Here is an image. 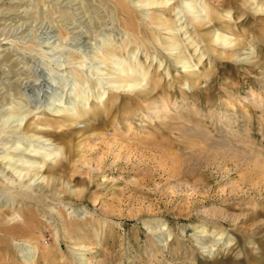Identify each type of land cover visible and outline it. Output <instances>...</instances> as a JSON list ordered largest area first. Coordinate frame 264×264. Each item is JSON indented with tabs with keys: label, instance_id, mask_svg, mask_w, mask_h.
<instances>
[{
	"label": "rangeland",
	"instance_id": "obj_1",
	"mask_svg": "<svg viewBox=\"0 0 264 264\" xmlns=\"http://www.w3.org/2000/svg\"><path fill=\"white\" fill-rule=\"evenodd\" d=\"M68 142L0 264H264V0H0V156Z\"/></svg>",
	"mask_w": 264,
	"mask_h": 264
},
{
	"label": "bare ground",
	"instance_id": "obj_2",
	"mask_svg": "<svg viewBox=\"0 0 264 264\" xmlns=\"http://www.w3.org/2000/svg\"><path fill=\"white\" fill-rule=\"evenodd\" d=\"M134 78L135 77H133V79ZM137 78H138V76H137ZM137 78H135V79H137ZM139 79H140V77H139ZM122 81L114 82L113 85H111V87H113L114 89H121V88L128 87V90H129V89H132V88H136L137 85H138L136 83L138 81H135L134 83L133 82L129 83L128 81H123V82ZM36 129H37V126H36V124L34 126V123L33 124L29 123L26 126V128L24 129V131H26L25 133L28 134L30 136V138L32 139L31 140L32 142H39V141L49 142L50 141V139H46L45 136L40 135L39 133H41V132L36 131ZM15 145H16V143H15ZM46 145H48V144H46ZM31 147H32L31 145H28V146H25V147L24 146H17L14 149L15 152L14 151L13 152H14L15 156L16 155H17V157L19 156L18 157L19 159H16L15 157L10 158L7 155H2V156H0V162L1 163L4 162L5 163L4 165L12 167L13 165H15L16 163L21 161L20 162L21 164L19 166H15V168H14V169H17V168L21 167L20 171L18 172L19 175H20L21 171L24 170V171H26V174H28V175H30V174L32 175L33 174L35 179L37 177V179L35 181H37L38 179H41V178H43L42 181H45V178L47 179V177L43 175L44 171L49 170V172L54 174L56 172V167H57V164L60 161L61 157L65 156V158L70 159V156L74 153V145L71 142H68V143H66V145L62 146L60 151L55 152L54 149H53V151L47 152L44 156H42L43 148L36 147V148L32 149L33 147L32 148ZM59 153H61L60 154L61 157L59 156L57 158V160L55 161L56 164L55 165H51V167H48L49 165H47V167H46L47 162L50 159H52L53 156H55V155H57ZM41 157L43 159V163H41L42 159H41V161H39V158H41ZM16 172H17V170H16ZM33 176H30V177L32 178ZM31 178H30V180H31ZM49 179L52 180L53 177H50ZM30 180H27L28 183H29ZM53 181H55V180H53ZM53 181H48V186L51 185L52 183H54Z\"/></svg>",
	"mask_w": 264,
	"mask_h": 264
}]
</instances>
